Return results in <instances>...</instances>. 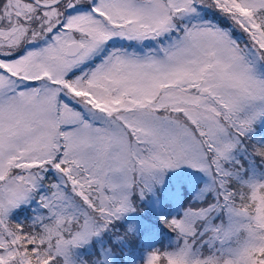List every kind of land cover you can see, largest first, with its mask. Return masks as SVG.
I'll return each mask as SVG.
<instances>
[{
  "label": "snow or ice",
  "instance_id": "obj_1",
  "mask_svg": "<svg viewBox=\"0 0 264 264\" xmlns=\"http://www.w3.org/2000/svg\"><path fill=\"white\" fill-rule=\"evenodd\" d=\"M0 264H264V0H0Z\"/></svg>",
  "mask_w": 264,
  "mask_h": 264
},
{
  "label": "rangeland",
  "instance_id": "obj_2",
  "mask_svg": "<svg viewBox=\"0 0 264 264\" xmlns=\"http://www.w3.org/2000/svg\"><path fill=\"white\" fill-rule=\"evenodd\" d=\"M166 242V241H165ZM157 246H159V245H157Z\"/></svg>",
  "mask_w": 264,
  "mask_h": 264
},
{
  "label": "trees",
  "instance_id": "obj_3",
  "mask_svg": "<svg viewBox=\"0 0 264 264\" xmlns=\"http://www.w3.org/2000/svg\"><path fill=\"white\" fill-rule=\"evenodd\" d=\"M166 231V230H165Z\"/></svg>",
  "mask_w": 264,
  "mask_h": 264
}]
</instances>
